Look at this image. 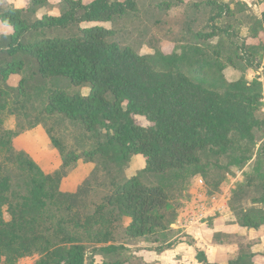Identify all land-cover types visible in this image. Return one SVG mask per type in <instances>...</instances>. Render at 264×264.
<instances>
[{"label":"trees","instance_id":"16d2710c","mask_svg":"<svg viewBox=\"0 0 264 264\" xmlns=\"http://www.w3.org/2000/svg\"><path fill=\"white\" fill-rule=\"evenodd\" d=\"M26 2L0 0V264H139L128 244L167 240L193 181L217 192L254 161L258 172L229 205L234 225L264 229V87L246 77L264 71V11L241 0H62L59 16L38 17L48 0ZM37 129L57 153L55 169L16 146ZM136 156L145 168L128 177ZM80 168L88 173L69 186ZM125 220L128 244L116 238ZM259 243L216 233L226 259L197 250L196 260L264 264Z\"/></svg>","mask_w":264,"mask_h":264},{"label":"rangeland","instance_id":"374dc122","mask_svg":"<svg viewBox=\"0 0 264 264\" xmlns=\"http://www.w3.org/2000/svg\"><path fill=\"white\" fill-rule=\"evenodd\" d=\"M6 1L14 8L27 7V4L24 2V0H21V3L19 4L13 0ZM143 1L145 3L146 0H141L140 3H143ZM246 1L252 5L253 12L259 16L264 9V1ZM84 2L87 4L90 3L91 0H84ZM61 6L62 0H48L47 7L39 12L38 17H42L44 14L59 16L61 12ZM176 11L183 13L181 9ZM83 25L92 26L94 24L84 23ZM3 30L4 28L1 26L0 31ZM242 33L246 35L247 31L243 29ZM163 47L164 52L170 53L172 51L173 45L168 43L163 44ZM140 53L145 55L152 54L153 52L148 47H144L141 49ZM246 76L249 79H256L255 73L253 71L250 73L247 71ZM19 80L20 77H12L9 80V85L15 87L18 85ZM80 91H82L84 95H87L90 92L89 89H81ZM71 92L74 91L71 90ZM136 121L138 124H141L145 127L150 125L145 121V119L141 117L136 118ZM16 122V118L12 116H5L3 118V125L9 130H14L16 128ZM259 137L264 136L260 135ZM21 138L22 139L16 143V146L20 149H24L36 164L41 165L44 169H55L59 166V161L55 162L57 153L51 147H49V141L41 129L25 133ZM69 143H72V135L69 136ZM133 159L130 168L127 170L128 177L135 176L139 170H142L145 167L144 158L138 156L134 157ZM1 161L2 157L0 156V162ZM257 167L258 164L256 161H254L243 169H234L233 174L228 176L226 181L222 184L220 190L213 193H211V190L208 189L205 184H199L197 180L193 181L189 191L181 200L182 206L179 210L178 220L174 225H172L170 235H168L167 240L164 241L162 238L158 241L149 239L143 241H131V244H128L124 237V229L127 225H129V220H125L123 224L119 226L116 238H118L120 243H127L129 245L128 247H130L138 257H142V261L139 262V264H197V250L204 251L208 259L210 256L211 261L222 262L225 260L227 250L218 246V248L215 247L216 252H211L214 250V248H209L211 244H213V233H215L214 226L219 224L224 226V222L227 224L225 226L232 224V221H234V215L229 205L232 191L238 185L243 184L251 175L256 174V172H258ZM86 173H88V171L85 168H80L79 173H73L72 179L67 183L72 187L77 186V184L82 181V179H78V176L81 174L84 175ZM101 193H103L102 190H100L98 195L93 196L95 201L99 202ZM4 217L6 221H10V216L7 214L6 209L4 210ZM187 228L190 229V234H187ZM210 230L213 232H210ZM241 235H247L254 240L259 239L258 234L250 230H245L244 234ZM195 236L199 238L198 241L194 238ZM176 239L179 241V244L176 247L174 246L175 248L166 250L161 254L156 252L157 249L164 248L167 244L174 242ZM191 243H193V245H190ZM198 244L200 245L198 246ZM232 246H229L228 248ZM87 247L88 254H90L92 247ZM212 247H214V245H212ZM234 249L236 250L237 247L234 246ZM260 249H262V246L254 247V251H258ZM37 259L38 257L24 259L20 261L19 264H33ZM96 262L101 263L102 258L97 256Z\"/></svg>","mask_w":264,"mask_h":264},{"label":"crops","instance_id":"0c3cea01","mask_svg":"<svg viewBox=\"0 0 264 264\" xmlns=\"http://www.w3.org/2000/svg\"><path fill=\"white\" fill-rule=\"evenodd\" d=\"M13 1H15V2H18V4L19 3H21V0H13ZM187 1V0H186ZM241 1H243V2H245V3H247L249 6H252V5H250L246 0H241ZM261 1H263V0H261ZM24 2H26L25 0H24ZM9 4V3H8ZM26 4H27V2H26ZM22 8H24V7H22ZM22 8H18V9H22ZM264 11V9L262 10V12ZM54 16V15H53ZM167 44V43H166ZM250 72H252V70H248V73H250ZM254 73H255V78H257V79H259V81L263 84V87H264V71L262 70V69H260L258 72H255V71H253ZM227 76H229V77H232L233 79H232V81H234V80H236V79H238L239 78V74L237 73V72H235V71H233V70H229V71H227ZM247 77V76H246ZM249 81H253V79H249V78H247ZM263 112H264V108H263ZM136 157H138V156H136ZM140 157H142V156H140ZM143 158V157H142ZM134 160V159H133ZM145 161V160H144ZM145 163V162H144ZM146 165V164H145ZM145 168V167H144ZM223 224V223H222ZM225 225H227L225 222H224V226L223 225H221V224H219V225H216V226H214V232L215 233H213V236L216 234V233H223V234H229V235H236V234H238V235H241V234H244V232H245V230H247V229H245V228H241V227H239L238 225H234L233 224V221H232V224L231 225H229V226H225ZM192 229V228H191ZM250 231H254V230H250ZM186 232H187V234H190V229L189 228H187V230H186ZM210 232H213L212 230H210ZM254 232H256L257 234H258V238L259 239H257V240H259V244L257 245V246H262V249H260V250H258V251H254V252H263L264 251V229H262L260 232H257V231H254ZM260 234V235H259ZM244 236H247V235H244ZM249 237V236H248ZM197 241L199 240V238L198 237H194ZM250 238V237H249ZM251 239V238H250ZM200 244H198V246H199ZM212 245L213 244H211V246L209 247V248H214V250L213 251H211V252H216V249H215V247H217L218 248V246H215L214 245V247H212ZM253 250H254V248H253ZM225 259H226V257H225ZM209 261L210 262H214V261H211V258H210V256H209ZM215 262H218V261H215ZM197 264H199L198 262H197Z\"/></svg>","mask_w":264,"mask_h":264},{"label":"built area","instance_id":"2783aa9c","mask_svg":"<svg viewBox=\"0 0 264 264\" xmlns=\"http://www.w3.org/2000/svg\"><path fill=\"white\" fill-rule=\"evenodd\" d=\"M197 181L199 182V184H203L204 185V181L202 179H197Z\"/></svg>","mask_w":264,"mask_h":264}]
</instances>
